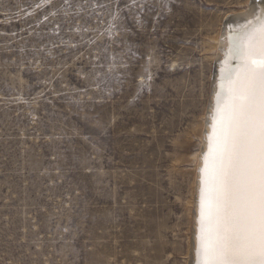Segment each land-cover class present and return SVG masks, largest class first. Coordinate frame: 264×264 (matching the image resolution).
I'll return each instance as SVG.
<instances>
[{
    "label": "rangeland",
    "instance_id": "1",
    "mask_svg": "<svg viewBox=\"0 0 264 264\" xmlns=\"http://www.w3.org/2000/svg\"><path fill=\"white\" fill-rule=\"evenodd\" d=\"M250 1L0 0V264H187L211 41Z\"/></svg>",
    "mask_w": 264,
    "mask_h": 264
},
{
    "label": "snow or ice",
    "instance_id": "2",
    "mask_svg": "<svg viewBox=\"0 0 264 264\" xmlns=\"http://www.w3.org/2000/svg\"><path fill=\"white\" fill-rule=\"evenodd\" d=\"M200 169L196 264H264V9L229 37Z\"/></svg>",
    "mask_w": 264,
    "mask_h": 264
},
{
    "label": "bare ground",
    "instance_id": "3",
    "mask_svg": "<svg viewBox=\"0 0 264 264\" xmlns=\"http://www.w3.org/2000/svg\"><path fill=\"white\" fill-rule=\"evenodd\" d=\"M261 9H264V6H260L258 0H251L248 3V6L245 10L237 11V13L230 15L224 21V24L221 28L220 33L212 39L211 50H215L214 57V73L212 76L211 82V96L208 102V106L204 113L203 120L200 121L199 127L200 130V140L201 146L198 153H195L194 161H196V171L194 172V187H193V198H192V207H190V213L192 218L193 226L191 231V240L189 241V256L187 264H196V237L195 230L197 228V219L199 215V188H200V178L201 173L200 169L203 166V157L207 151V137L211 132L212 125V114L214 112V105L216 102V92L220 89L222 83H231L230 80L224 82L222 81V71L221 67L223 65L225 72L229 69L232 71L233 75L239 73L241 70L242 60L238 55H232L229 58L228 64H223L225 60V53L229 49V37L237 35L241 32L248 22H255L256 19L260 16ZM196 135V132H193ZM191 220V219H190Z\"/></svg>",
    "mask_w": 264,
    "mask_h": 264
},
{
    "label": "water",
    "instance_id": "4",
    "mask_svg": "<svg viewBox=\"0 0 264 264\" xmlns=\"http://www.w3.org/2000/svg\"><path fill=\"white\" fill-rule=\"evenodd\" d=\"M260 6H264V0H258Z\"/></svg>",
    "mask_w": 264,
    "mask_h": 264
}]
</instances>
